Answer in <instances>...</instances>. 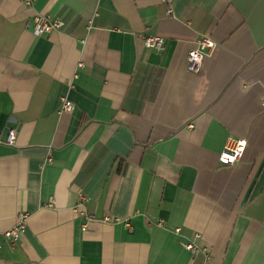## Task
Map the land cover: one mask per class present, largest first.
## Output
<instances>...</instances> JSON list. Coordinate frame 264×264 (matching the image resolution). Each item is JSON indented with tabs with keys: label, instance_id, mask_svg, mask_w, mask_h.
<instances>
[{
	"label": "crops",
	"instance_id": "obj_1",
	"mask_svg": "<svg viewBox=\"0 0 264 264\" xmlns=\"http://www.w3.org/2000/svg\"><path fill=\"white\" fill-rule=\"evenodd\" d=\"M0 264H264V0H0Z\"/></svg>",
	"mask_w": 264,
	"mask_h": 264
},
{
	"label": "built area",
	"instance_id": "obj_2",
	"mask_svg": "<svg viewBox=\"0 0 264 264\" xmlns=\"http://www.w3.org/2000/svg\"><path fill=\"white\" fill-rule=\"evenodd\" d=\"M34 0H25L28 5H32ZM34 35L36 37L45 36L53 32H60L65 27V22L62 19L52 17L50 15H38L34 19ZM141 45L147 49H155L157 52L164 50L165 40L161 38H143ZM215 49V45L212 40L207 36L200 37L195 46L189 51L186 63L190 73L199 74L203 68L207 59L212 56V52ZM84 65L80 64L82 68ZM77 77V76H76ZM75 110L74 104L68 99H62L61 113L71 114ZM17 138L16 129H10L8 133L7 143L15 145ZM247 148V142L245 140L229 139L226 143L222 153L220 154L219 161L222 165L233 167L237 165L242 159ZM90 198L86 195H81L78 206L74 209V212L83 218L86 222L84 228L86 229L88 224L94 221V217L85 213L80 208L84 203L90 202ZM30 214L20 212L17 216V221L14 227L2 233V237L5 243L12 251H18L19 242L22 236L28 229ZM185 247L192 252L197 251V247L194 244H186Z\"/></svg>",
	"mask_w": 264,
	"mask_h": 264
}]
</instances>
